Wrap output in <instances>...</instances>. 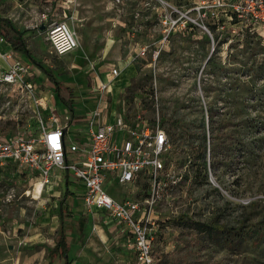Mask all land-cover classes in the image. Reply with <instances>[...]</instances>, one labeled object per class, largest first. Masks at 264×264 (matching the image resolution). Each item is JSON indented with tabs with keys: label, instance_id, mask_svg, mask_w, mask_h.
<instances>
[{
	"label": "rangeland",
	"instance_id": "374dc122",
	"mask_svg": "<svg viewBox=\"0 0 264 264\" xmlns=\"http://www.w3.org/2000/svg\"><path fill=\"white\" fill-rule=\"evenodd\" d=\"M259 5L251 0H0V17L28 31L25 38L33 57L62 85L65 98L70 88L79 102L93 82L92 66L105 71L116 66L121 74L110 94L113 113L160 117L172 144L173 127L204 121L210 148L206 180L197 177L198 153L184 140L173 144L182 179L158 204L157 215L164 222H159L153 243L156 264H264V238L254 243L250 236L229 248L206 240L197 227L246 218L252 226L263 215L264 24L251 13L260 11ZM260 6L264 9V0ZM235 7L242 9L241 16ZM54 21L66 22L79 39V47L63 57L48 40ZM166 35L154 79L149 61L134 60V53L153 49ZM107 38L113 40L108 50ZM38 73L43 88H54V80ZM57 103L56 113L64 118L67 110L60 99ZM51 111L48 106L32 108L21 88L0 82V133L31 130L38 135L37 120L43 117L50 123ZM75 130L71 128L73 137ZM31 181L13 165L0 172V264H46L59 239L64 189L55 183L40 198L34 189L27 191ZM143 186L141 181L139 197L147 193ZM134 191L115 185L110 193L129 200ZM84 219L82 233L100 224L92 217ZM66 229L72 238L79 232L70 221ZM98 232L102 235L104 227ZM102 247L89 255L93 264L121 263L110 252L116 243L108 239Z\"/></svg>",
	"mask_w": 264,
	"mask_h": 264
},
{
	"label": "built area",
	"instance_id": "2783aa9c",
	"mask_svg": "<svg viewBox=\"0 0 264 264\" xmlns=\"http://www.w3.org/2000/svg\"><path fill=\"white\" fill-rule=\"evenodd\" d=\"M251 1L262 4V0ZM218 4L221 5L220 1ZM260 5V11L252 10L251 13L264 24V9ZM235 8L241 16L242 9ZM48 40L59 57L79 47L76 34L66 22H52L48 27ZM167 40L168 35L154 44L153 49L138 48L134 53V60L149 61L154 79L157 77L156 63ZM6 44L5 37L0 35V82L21 88L32 108L45 107L40 95L43 85L36 81L40 68L19 58L9 45L4 46ZM91 72L93 82L89 92L96 103L84 119H77L70 110L62 118L52 109L50 123L43 117L37 120L38 135H33L32 131L0 133V171L9 162L16 164L32 178L29 190L39 183L43 185L37 192L39 197L52 183L54 170L69 174L82 184L83 205L88 212L102 210L126 226L132 235L131 246L138 264H156L153 243L159 234V222L164 220L157 215L158 204L182 179L177 173L179 158L160 117L150 120L110 110V94L121 69L111 66L106 80L95 66ZM72 127H76L74 137L71 136ZM207 152V169L210 170V148ZM211 180L219 186L212 176ZM141 181L147 193L140 198L120 201L108 190L110 182L139 190Z\"/></svg>",
	"mask_w": 264,
	"mask_h": 264
},
{
	"label": "crops",
	"instance_id": "0c3cea01",
	"mask_svg": "<svg viewBox=\"0 0 264 264\" xmlns=\"http://www.w3.org/2000/svg\"><path fill=\"white\" fill-rule=\"evenodd\" d=\"M1 18H3V17H1ZM4 19H6V18H4ZM12 25H13V23H12ZM13 27L17 32H19L23 35V38L26 42L25 34L28 31H20V30L16 29V27L14 25H13ZM10 38H13V39L16 38L12 32H10ZM5 40H6L7 44L4 46H6V47L10 46L13 49L11 42L8 41L9 39L5 38ZM78 41H79V39H78ZM106 41L108 43V45L106 46V49L108 50L111 47L113 40L111 38H107ZM26 45H27V42H26ZM27 47H28V45H27ZM28 49H29V47H28ZM30 52H31V50H30ZM31 54H32V52H31ZM18 56H19V58H21L23 60L31 62V60L24 54L19 53ZM104 68L105 67H102L98 70L101 74V77L104 80H106L107 75H108V71H105ZM41 72H42V70H41ZM42 73L44 74V72H42ZM43 80H44V78L41 77L40 74H38L37 81L43 85V82H44ZM115 84L113 86L114 88L117 85V84L116 85ZM50 89L46 90L45 88L41 87L40 95L43 97L44 103L47 104V105H45V107L48 106V108L50 110L54 109L56 111V106L58 104L57 101L59 98H57V95L55 94L54 88H50ZM117 94H118V92L116 93V95ZM62 97L65 100V101H62V105H64V108H66L67 111L70 110L71 112H74L75 117L77 114L80 115V116L76 117L77 119H79V118L84 119L85 114L88 111H90L91 109H93L95 106V103H96L95 98L90 95L89 88L81 92V99L79 100L78 103H76L75 101L70 103L69 94H68V97H66V98L63 95H62ZM75 106H77V108H75ZM76 112H77V114H76ZM80 126H83V124H81ZM36 127H38L37 122H36ZM10 165H13L17 169V171L20 172L21 175H24L27 178H29L30 180H32V178L25 171L24 172L21 171L18 168V166L12 162L7 163V165H5L2 170H5ZM52 174H53V177H52L53 182L44 188L43 193L40 195V198L45 196V194L49 192V189L53 188V185L55 183H56L55 185L57 187L61 185L64 189V197L62 200L63 203L61 206L63 207L62 210L66 209V208H68L69 210L68 211L66 210L65 214L63 216H61V226H62V220H63L65 222V234H66L67 242L69 244V257L71 260V264H79L80 260H84L85 264H93V262L89 259V255H94V254H96L94 252H98V250L105 249V247H102V243L108 241V239L111 240L112 243H116V247H112L110 249V252L113 254H116L120 258V260H122L120 264H132L131 261H133V260H135L136 263H138L135 250L131 246L132 242H133L132 235L129 232V230L126 228V226L118 223L117 221H115L114 219L109 217L108 214L102 210H97V211H94L92 213L88 212L83 205L82 194L84 192V188H83L82 184L75 181L67 173H65L63 175L59 171L54 170L52 172ZM115 185L117 186L118 184L117 183H111V182L108 183L109 193ZM118 186H120V185H118ZM129 188L131 189V187H128V189ZM133 189H135V188H133ZM27 191H29V187H28ZM67 191H69L71 196L67 199H64ZM140 191H141L140 189L137 190L136 192L134 191V193H132L131 198H140L139 197ZM59 192L61 193L60 190H59ZM110 195H112V194L110 193ZM112 196L114 198H116L117 200H120V201L123 200L122 197L118 198L114 195H112ZM141 197H142V195H141ZM78 201L80 202L79 205L77 204ZM62 210H61V212H62ZM85 216L92 217L94 219V221H98V222L100 221L99 222L100 224L99 225H93L91 227V231L86 232V233H84V232L82 233V230L80 231L79 228H81V226H82L81 222L85 221V219H84ZM67 221H70L75 225V231H76V229H78V231H79L73 235V236H75V238H72L67 232V229H66ZM100 226H103L105 229V232H103L102 235L100 234V232H98ZM60 233H61V228H60V232H59V238H60ZM83 234H86V235H83ZM57 241H56V243H57ZM56 243H55V246H56ZM55 246L52 249H54ZM49 252L47 253V263L46 264H49L51 261L53 264H56V262H63V264H65V261L63 259H60L59 256H56L53 260H51V257H49ZM75 258L77 259V263L75 261Z\"/></svg>",
	"mask_w": 264,
	"mask_h": 264
},
{
	"label": "trees",
	"instance_id": "16d2710c",
	"mask_svg": "<svg viewBox=\"0 0 264 264\" xmlns=\"http://www.w3.org/2000/svg\"><path fill=\"white\" fill-rule=\"evenodd\" d=\"M10 32L15 35V39L10 38ZM0 35L4 36L6 39L8 38L13 46L14 51L17 54L26 55L32 63L37 65L44 74L50 79L54 80L53 76L44 69L42 64L38 62L35 58H33L30 50L28 49L26 42L23 38V35L17 32L12 23L8 19H4L0 17ZM54 90L57 98L61 101H65L62 97V85L59 82L54 80ZM68 94L70 97V103L74 101V91L68 88ZM213 118V117H212ZM166 128V127H165ZM174 133L172 135L173 144L177 145L181 140L187 142L189 148H191L195 153H198L197 159L201 160L200 164V173L197 177L202 176L203 180L207 179V134L205 129V123L200 122L198 125L194 123H186L185 125H178L173 127ZM181 130L183 128V132L177 133L175 130ZM167 129V128H166ZM168 130V129H167ZM169 132V131H168ZM170 135V133H169ZM171 137V136H170ZM235 157L232 153L229 154V160H233ZM220 165L219 159L216 158L214 161V166L218 167ZM215 191L219 192L218 189ZM71 196L69 191L66 192L65 198L67 199ZM257 202H252L251 206H256ZM264 208V203H263ZM69 209L66 208L62 210L61 216L65 214V211ZM249 218L240 220L237 219L234 224L232 223H211V224H198V231L201 234H206V240L208 241H217L223 247L236 248L242 245L248 237H252L254 239V243H259L264 238V211L261 219L252 226H249ZM164 222V221H161ZM56 256H59L60 259L65 261V264H71V260L69 257V244L67 242L66 234H65V222L62 220L61 233L60 238L56 243L54 249L49 252V257L53 260ZM49 264H53L52 261Z\"/></svg>",
	"mask_w": 264,
	"mask_h": 264
},
{
	"label": "bare ground",
	"instance_id": "6f19581e",
	"mask_svg": "<svg viewBox=\"0 0 264 264\" xmlns=\"http://www.w3.org/2000/svg\"><path fill=\"white\" fill-rule=\"evenodd\" d=\"M42 184H37L36 186H35V188H34V192H35V194L37 195V192H39L41 189H42Z\"/></svg>",
	"mask_w": 264,
	"mask_h": 264
}]
</instances>
